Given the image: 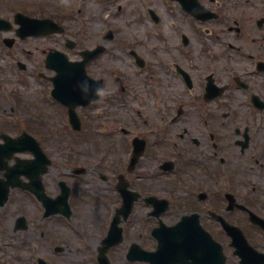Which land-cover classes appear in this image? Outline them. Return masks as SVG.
I'll return each mask as SVG.
<instances>
[{"label": "flooded vegetation", "instance_id": "1", "mask_svg": "<svg viewBox=\"0 0 264 264\" xmlns=\"http://www.w3.org/2000/svg\"><path fill=\"white\" fill-rule=\"evenodd\" d=\"M35 20L62 31L26 35ZM5 45L22 69L18 86H1L0 140L7 133L4 111L11 127L35 128L51 165L39 164L35 188L55 197L61 182L70 191L97 184L114 210L124 196H134L154 222L151 237L159 222L172 225L191 215L183 221L198 222L221 244L222 264H264V0H0V47L7 52ZM56 50L70 61L93 56L76 72L81 79H66L81 93L77 131L53 95L64 89L55 65L45 62ZM18 87L33 88L34 102ZM46 126L52 133L65 128L69 145L60 176L52 169L59 162L42 132ZM7 171L0 169V196ZM20 179L23 187L11 189L20 191L14 200L28 199L35 213L10 220L12 196L0 205V238H10L1 245L0 264H69L73 257L60 256L71 250L34 248L55 236L50 216H42L41 202L25 189L29 179ZM29 227L33 250H14V236ZM234 228L235 238L244 237L252 249L235 250ZM112 251L110 264H149L129 258V250H117L118 257Z\"/></svg>", "mask_w": 264, "mask_h": 264}, {"label": "rangeland", "instance_id": "2", "mask_svg": "<svg viewBox=\"0 0 264 264\" xmlns=\"http://www.w3.org/2000/svg\"><path fill=\"white\" fill-rule=\"evenodd\" d=\"M74 16L76 17V14ZM6 58L7 56L0 48V85L5 84L9 89H12L18 86L16 82L17 74L15 69L12 67L10 68L7 65ZM2 87L0 88V96L2 95ZM18 88L24 91L26 98H29L32 102H34V97L36 94L33 88ZM2 114L5 118L3 124V129L5 132L13 136L17 135L21 127H11L12 125L8 124V119L10 118L8 116L9 112L4 111L1 113V115ZM50 127L51 126L43 127L42 132L45 139L47 141L48 139H51L54 145V149L50 150L52 151L51 155L54 157V161L59 163H54L52 169L54 172L58 173L57 176H60L59 173L63 172L64 170L65 164L63 161L69 144L66 142L67 140L64 137V133L61 131L59 126H55V133H52ZM26 131L29 132L27 128ZM33 131H35V128L30 127L31 134ZM43 145L44 147L49 146V148H53L50 142H45ZM77 147L80 152L86 149H83L81 146ZM93 158H95V156L88 158L87 160L93 162ZM55 176V173H53L52 178ZM99 189L100 186L97 184H80L74 187L71 191L70 205L72 212L70 218L64 220L65 218L61 217L60 215H55L56 224L51 223V226L49 225L52 234L55 237L52 238V242H50L48 239H42L40 243H37L36 249L53 250L52 244H56L62 246L63 250L72 251V253H65V255L60 256L63 260L69 256L73 257V260H68L69 264H93L92 258L96 254V250L100 245L101 239L106 234L109 225L108 216L111 211V206L107 204L106 201L101 199ZM50 190H52L51 186ZM19 192L20 191H11L9 194L12 196V198L10 202L7 203L6 210L8 214L7 218L10 220L15 218L16 215L20 214H24L26 217H33L35 213V208L28 199L24 201L21 200L19 202L14 200L16 195L17 197L20 195ZM147 209V206L142 202L134 204L130 218L122 223L123 241L109 250H127L129 244L132 242L138 243L146 250H153L155 248V240L147 233L148 226L154 224V222L151 221V218L145 215ZM180 209H182V207H180ZM176 212H178V210H176ZM46 223L47 222H43L44 225ZM30 225L32 224L30 223ZM10 234L11 233L8 232L9 236ZM14 239L15 242L12 246L14 250H19L23 247L25 250H32L33 245L31 241L34 240L32 227L27 228V230L20 232L18 235H15ZM9 240V237L0 238V250L1 245ZM29 242L30 247L28 246ZM116 251L110 252V255ZM114 254L118 257L117 253Z\"/></svg>", "mask_w": 264, "mask_h": 264}, {"label": "water", "instance_id": "3", "mask_svg": "<svg viewBox=\"0 0 264 264\" xmlns=\"http://www.w3.org/2000/svg\"><path fill=\"white\" fill-rule=\"evenodd\" d=\"M61 77V75H60ZM65 79V78H63ZM67 95L74 96L78 92L75 90H67ZM15 146L12 151L20 150ZM34 161L21 163L22 167L31 168ZM18 166V164H17ZM67 193H62L58 201L65 205ZM63 213H66L64 210ZM67 214V213H66ZM125 215V214H124ZM126 216V215H125ZM186 223L182 221L173 227L157 228L155 236L158 239L157 249L152 255V264H171L183 262L187 256L198 255L200 262L211 260L213 253L219 251L220 247L214 241L210 240L204 232L192 227H184ZM201 235H197V233ZM205 235H204V234ZM121 239V228L117 226V221L111 224L108 236L104 240V246L100 250H106L108 246L118 243ZM130 250H141L138 246H131ZM213 250V251H212Z\"/></svg>", "mask_w": 264, "mask_h": 264}]
</instances>
